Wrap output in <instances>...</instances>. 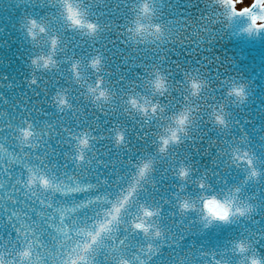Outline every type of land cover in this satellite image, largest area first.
Here are the masks:
<instances>
[{
	"label": "water",
	"instance_id": "obj_1",
	"mask_svg": "<svg viewBox=\"0 0 264 264\" xmlns=\"http://www.w3.org/2000/svg\"><path fill=\"white\" fill-rule=\"evenodd\" d=\"M61 1L0 0V68L6 71L5 75L0 73V119L5 118L3 112L10 110V119L6 122L12 129H24L33 124L37 131H47L50 126L47 119L56 116H60L68 126L62 134L55 136L50 158L46 157L49 153H44L46 139L37 144H28L25 140L26 145L17 148L15 141L22 136L15 133L17 139L13 136L14 139L8 135L5 145L0 143V151L2 147L5 149L2 156H8L7 150L10 149L15 152L10 155L12 159L6 166L0 161L3 184L9 182L2 177V172L15 171L17 167L22 168L12 176L19 172L27 173V166H30L29 171L36 170V174L44 172L41 166L31 168L34 167L33 157L41 148L46 155V164L53 169L59 168L58 173L62 172L58 188L60 194L65 195L68 189L63 183L69 173L67 168L71 169L74 162L66 165L63 159L76 152L81 145L80 140L87 136L90 144L83 148L85 158L79 170L83 171L86 162L91 160L89 164L92 166L102 162L107 169L103 168L104 171H110L106 162L113 157L112 147L118 145L117 133L120 131L128 135L130 141L125 145L128 151L119 154V164L113 172L119 173L124 165L130 163L134 165V170H130L133 176L135 165L142 161L130 162L140 146L139 141L146 138L147 133V136H158L155 148L158 143L162 144L160 136L171 122V114L186 107L191 110L188 136L201 152L196 161L193 162L191 157L188 159V165L193 169L189 179L204 177L220 193L239 185L242 188L240 197L252 203L255 210L247 216L224 222L202 217L195 211L180 215L176 204L160 206L161 216L168 219L169 226L175 220L186 224L182 228L185 232L179 236H175L179 229H169L167 242H178L181 249L177 253L174 249L175 252H171L170 245L160 242V249L151 253L154 264H251L253 257L264 264V255L257 256L253 251L261 241L259 237L264 236V32L245 31L248 21L244 18L225 19L215 0H73L86 13L85 19L98 25L92 35L93 31L86 26H72L67 19L66 2L63 0L62 7ZM145 3L150 9L147 12L143 11ZM33 20L37 21L35 28ZM137 21L145 25L143 35L133 31ZM157 25L162 31H157ZM43 27L47 28V33L42 31ZM32 31L36 32L35 36ZM146 31L148 33L145 34ZM53 37L58 39L55 49ZM42 56H52L55 63L48 67L42 66L43 60L39 65L34 63L35 58ZM97 58L101 64L93 67L92 61ZM158 66H167L171 70L170 76L164 75L171 80V85L168 91L156 97V100H161L165 111L158 109L155 120L148 124L144 122L147 115L127 114L130 107L127 101L133 95L132 88H142L146 81L144 78L153 77ZM136 72L144 82H139L141 79L135 75ZM133 76L135 81L132 82ZM191 80L204 82L198 96L192 95ZM241 84L246 85L248 93L243 103L229 95V89ZM147 85L150 88L154 86V80ZM92 88L107 89L108 99H98L99 92L92 91ZM26 92L28 96H25ZM55 98L59 99V106L50 107ZM62 99L67 102L62 103ZM78 105H83L81 110L75 108ZM75 112L77 116L69 118L68 114L74 115ZM218 112L226 113V126L216 120ZM120 115L123 118L118 119ZM2 121L5 122V119ZM70 127H74L75 133H70ZM2 137L0 135V142ZM174 144L177 148L170 152H154L157 161L161 162L159 167L155 166V178L160 184L166 181L167 171L170 172L178 164L177 153L183 147ZM25 152L33 156L28 163L20 159ZM245 152L253 159V164L247 162L248 156L241 159ZM173 155L176 159L171 161ZM86 158L89 159L86 161ZM19 160L24 167L17 165ZM200 162L207 165L202 166ZM253 168L260 170L259 178H248ZM92 184L96 187L98 183L95 181ZM188 184L194 188L186 191L197 197L201 192L209 191L208 188L197 187L194 182ZM149 186L151 183L147 182L142 187L143 192H148ZM195 189L199 191L196 193ZM83 194V200L88 198L87 191ZM15 197L18 203H28L22 190L21 194L15 192ZM2 206L10 208L7 202H3ZM33 209L36 213L39 211L36 203L26 212L35 218ZM9 213L0 210L1 223L8 221L6 227L12 228L14 234L17 219L22 213L14 216ZM161 216L157 219L162 224ZM33 221L37 223L36 219ZM193 221L196 223L193 224ZM44 232L48 238L52 235L47 228ZM137 236L142 238L139 244L150 243V237L145 234L138 232L132 236L124 231L114 233V238L106 243L116 248L111 244L114 241L121 248L123 241V247L127 249L131 242L138 243ZM218 242L220 248H217ZM240 242L247 248L240 249ZM12 246L17 250L16 244ZM4 252L5 246L2 245L0 253ZM53 254L58 258L54 259L51 255V261L57 264L59 253ZM143 255L136 256L142 261L150 256ZM114 259L111 252L113 262L108 264H114ZM39 262L40 259H37L33 264ZM95 264L102 262L95 261Z\"/></svg>",
	"mask_w": 264,
	"mask_h": 264
},
{
	"label": "clouds",
	"instance_id": "obj_2",
	"mask_svg": "<svg viewBox=\"0 0 264 264\" xmlns=\"http://www.w3.org/2000/svg\"><path fill=\"white\" fill-rule=\"evenodd\" d=\"M66 4L71 3V0H65ZM215 3L220 6L221 16L225 19L231 21L237 17L244 18L248 21L244 30L249 33H260L264 32V0H215ZM149 6L147 3L143 6V11H149ZM66 11H68L66 9ZM75 14V13H73ZM86 13L81 11V18L84 20L85 24L94 23L88 19H85ZM33 28L36 27L37 21H32ZM74 27H84L82 25H72ZM157 31H162L160 25L156 26ZM145 25L136 22L133 31L139 35H143ZM31 31V29H30ZM32 35L35 36L36 32L32 31ZM58 43L56 37L52 38L53 48ZM43 60V67H48L49 65L55 63L52 56H42L34 59V63L40 64ZM93 67H99L101 61L99 58L92 61ZM190 85L192 88V95L198 96L203 89L204 82L201 80H191ZM155 93L163 95L164 92L168 91V81L167 78L162 73H157L154 79ZM92 91L99 92V98L108 99L109 92L105 88H92ZM229 95L237 97L239 103H243L248 98V93L246 91V85H237L229 89ZM66 100H61L62 103H66ZM133 109H137L143 112V114L148 115L149 108L153 113H156L159 109L160 112L165 111V108L160 104V102L154 101L152 97H147L143 95H130L127 101ZM223 107V106H222ZM191 110L188 108H181L178 112L171 114L170 123L164 127L163 132L160 136L162 144L159 146V151L166 152L172 143H179L181 141L180 133L182 131H187V126L191 123ZM168 119V118H166ZM216 120L221 125H227V115L225 112H218L216 115ZM26 137H31L32 132L26 129L24 132ZM82 148H87L90 144L88 138L84 137L80 140ZM167 149V150H165ZM85 158L83 150H81L79 155V160L83 161ZM246 156H242L241 159H245ZM248 163L251 165L254 163L253 159L248 156ZM139 171L135 172L131 178V182L128 184L127 190L123 195L118 193L115 196L114 202L112 204V209L108 211L107 216L110 219H105L100 221L99 231L93 233L94 238H98L100 232H104L109 229L110 226L113 228L115 233V227L117 225L118 219L121 217H126L127 208L135 204L137 196L134 193H138L143 185L140 184L141 177L147 172V179L150 178L151 173L155 168V161L152 158L143 159L139 164ZM193 169L186 164H181L178 169V178L185 183L180 185L181 192L177 193L176 208L181 214L188 212H197L198 215L202 217L211 218L212 220H221L224 222H231L235 217H244L255 210V206L247 200L240 197L242 188L237 185L224 193H220L213 189V186L204 177L197 178L195 180H190ZM261 172L259 169L253 168L248 178H259ZM39 179L43 187L51 189L55 188V184L52 179L48 176L37 177L36 174H32L29 178L31 184H35ZM196 183L197 187L204 189L208 188V192H201L199 197L192 193L185 191L188 187V183ZM207 201V204H205ZM152 209L154 215L146 216L143 215L146 209ZM209 209L214 214V216L209 215ZM137 212H139L140 220L149 225L150 228L145 235L152 237H160L164 234V229L162 224L158 221V217L162 215L161 207L149 206L146 203H141L138 206ZM147 248L154 249L155 245L149 243ZM241 248V244H239ZM247 248V245L243 243V249ZM28 247H25L23 251L19 253L21 261H27L30 253L27 251ZM0 264H9V262L4 258V254L0 253ZM251 264H261V261L257 257L251 259Z\"/></svg>",
	"mask_w": 264,
	"mask_h": 264
},
{
	"label": "snow or ice",
	"instance_id": "obj_3",
	"mask_svg": "<svg viewBox=\"0 0 264 264\" xmlns=\"http://www.w3.org/2000/svg\"><path fill=\"white\" fill-rule=\"evenodd\" d=\"M66 9L68 10L67 19H69L73 25L86 26L93 32L98 28V25L95 23L85 24L84 20L81 18V9L76 3H73V0H71V3L66 4ZM85 137L87 138V136ZM117 138L119 142H124L125 133L123 131L118 132ZM248 155L249 154L245 152V156ZM247 162L249 161L247 160ZM135 169L136 172L139 171L138 164L135 165ZM147 180V172L145 171L144 175L141 177L140 184L144 186ZM52 181L54 182V180ZM94 186L95 185L93 184H86L82 188L73 189V191H91ZM128 186L129 185H126L124 188L119 189V193L123 195ZM58 187L59 185L55 184V188ZM134 195H136V193H134ZM114 199L115 198H113L109 193L97 192L96 195L89 199H84L77 201L75 204L64 206H55L52 202L46 201L48 208L47 212L41 209V211L37 214L35 209H33L34 217L36 215L40 217V225H43V227L47 228L48 231L56 237L55 244L56 247L59 248V259L57 260V264H95V256L98 248L106 245L108 240L114 238V231L111 226L104 232H100L98 238H94L93 236V233L99 231L100 221L110 219V217L107 216V213L112 209ZM94 203L104 206L96 209L90 217L85 215L86 211ZM205 204H207V201H205ZM127 212L132 215V220L129 221L127 217H121L118 219L115 227V233L119 232L122 226H127L129 230L146 234L150 226L140 220L139 217L141 214L139 212H131L130 207L127 208ZM143 215L151 217L154 213L152 209L148 208L144 211ZM209 215L214 216L211 209H209ZM24 217L25 219H28L27 212H24ZM25 227L27 228L29 226L25 225ZM31 231L34 237L37 232L40 231V228L37 227L35 222L31 224ZM42 234L47 235V233ZM25 236H27V232H25ZM35 243V240L29 243L27 249L30 253L28 257L29 259H31L34 254L33 245ZM240 244L243 249V242H240ZM121 245L122 246L119 250L116 248L110 249L115 258L114 264H147L146 261L139 260L135 253H129L127 249L123 247V241H121ZM41 246H44L43 243H41Z\"/></svg>",
	"mask_w": 264,
	"mask_h": 264
}]
</instances>
